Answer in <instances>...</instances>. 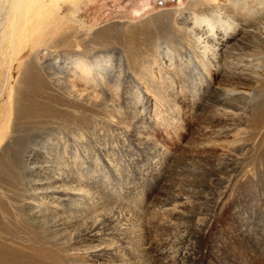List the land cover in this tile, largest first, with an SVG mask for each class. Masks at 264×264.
Segmentation results:
<instances>
[{"label": "rangeland", "instance_id": "rangeland-1", "mask_svg": "<svg viewBox=\"0 0 264 264\" xmlns=\"http://www.w3.org/2000/svg\"><path fill=\"white\" fill-rule=\"evenodd\" d=\"M44 1L77 24L68 46L58 49L55 69L70 67L76 45L92 64L110 66L101 83L85 88L89 103L61 99L63 89L80 94L84 88L69 73L57 89L44 76L34 79L38 90L45 81L44 92L57 95L48 101L18 83L33 63L32 25L26 43L6 39L0 185L10 199L33 186L51 194L39 214L15 218L5 206L6 258L12 264H264V44L250 52L257 74L230 78L220 60L203 75L191 46L173 34L152 48L142 37L136 44L118 40L127 28L190 0ZM228 37L236 39L231 30ZM172 57L185 66L195 61L184 75L165 67ZM8 70L10 83L1 86ZM19 87L27 105L43 102L35 115L20 112L15 119ZM226 89L241 92L230 108L221 106Z\"/></svg>", "mask_w": 264, "mask_h": 264}, {"label": "bare ground", "instance_id": "bare-ground-1", "mask_svg": "<svg viewBox=\"0 0 264 264\" xmlns=\"http://www.w3.org/2000/svg\"><path fill=\"white\" fill-rule=\"evenodd\" d=\"M51 1L53 2L57 0ZM36 3L40 4H37L38 6H36ZM230 9H232V11ZM229 11L231 12L232 17L228 15ZM208 12H212V14L208 16ZM31 14L32 17L30 18L34 20H30L29 22L28 17ZM33 14H36L35 16L37 19L33 18ZM29 23L33 27L31 29V36L29 37L33 42V51H31L32 53L30 55L33 57V63L25 64V68L22 69L23 72L21 74V79L18 80L19 85L24 87L23 90L27 89L28 92L37 90L42 93L44 92L45 81L41 80L44 82V86H42L43 91L41 92V90H38L39 88L36 87L37 85L35 86L36 82L33 81L34 79H38L40 76H44L43 78L48 79L47 81L50 87L57 89L58 87L62 86L60 79L68 80L66 76L69 73L73 80H76L77 82L79 81L80 84H83L84 88L82 89V92H80V94L78 93L79 90L75 87L69 89V91L68 88L67 90L61 89L62 93H59L63 96L61 99L70 98V100L72 99L76 102L79 101L83 103H89V98H87L89 96V93L85 88H94L97 84L101 83L105 78V73L108 65L110 66V63L109 61H106L105 63L97 66L96 64H92L82 54L78 53L79 48L75 44L77 49H74L75 52H73V59L69 64L70 67H65L66 71L55 69L54 65H51L52 63H57V60H59L58 57L60 55L58 54V49L63 46L67 47L69 44L68 42H70L69 40L72 35L71 33H74V31L77 30L75 28L77 27L76 21H73L68 13L64 14L62 8H59L56 5L51 6V4H46L44 0H0V54L2 53V48L6 44V39H10L9 41H11L14 46L16 43L18 44L20 40H23V43H26L27 39L25 40V33L26 27L27 25H29ZM141 25L142 26L139 29L127 28L126 30H124L126 31L124 34L118 35V40L120 42H122L123 40H129L131 41V44H136L138 40L144 39V41H147V43L149 44V47L152 48L154 46L155 40L163 38L165 36L167 37L169 34H173L172 37H175L176 39L179 38L180 40H186L191 46L196 61L192 58L190 60L193 61H191L187 65H190L195 61L196 64L199 65V70L203 75L207 74L206 67L208 63L212 67H216L220 60H223V62H219L222 65L220 69L223 68L222 70L224 72L230 74L229 76H232L230 78L236 79V76H238L239 74L245 76L244 73L247 72L248 74L251 73V75L255 73L257 74L258 72L256 69L257 67H255L253 63L254 54H251V51H260L259 49L257 50V47H261L264 44V0H190L186 8H179L178 10L172 12L164 11L157 16L148 18ZM169 25H171V28L173 27L172 31L171 28H169ZM74 28L76 30H74ZM239 28L240 32H237ZM229 30H231L236 36V39L234 38L233 41H231L230 39L228 40ZM62 31L63 34H59ZM99 35L101 38L102 34ZM251 44H253V46ZM254 45H256V47ZM14 46L11 47L12 51ZM9 47L10 46H8V48ZM19 63L21 64L18 68L22 66L23 62L19 61ZM156 63L157 62L154 59L153 65H155ZM37 66L38 68H36ZM186 66L181 62L177 64L174 57H172L169 61V64L165 67L169 70H175L180 74H186ZM33 70L38 72L39 75ZM60 75H64V77H61ZM238 78H240V76H238ZM260 79L261 78H259V80ZM69 80L72 81V79ZM7 83H10L9 70L2 78L1 86H5ZM62 83L63 85L66 84L63 81ZM20 88L21 87L16 88L14 99L15 119L18 117V114L20 112H24L25 115L33 114L34 112L35 115V113L39 112L41 103H43L40 101H38L40 103H35L33 101V103L27 105V103L25 102V98H28V96L23 98L25 99V101H22V92L20 91ZM221 93L225 96V99L221 101V106H224L225 108L232 107L233 105L229 100H233V96L236 97L237 94L238 96L241 94V92L234 89H226ZM37 94L38 96L36 97H39L38 92ZM44 94L46 93L44 92ZM48 95L46 96V98L44 96L41 97L47 99L48 101H52L53 98L57 99L55 98L57 95L52 96L51 93H49ZM5 140V137L0 136V144L4 143ZM238 150H240V148ZM5 191L6 190H4L0 185V197L4 199H2L4 203L2 201L1 202L3 204L0 203V219L6 222V225H8L10 221L7 217L8 212L5 208L6 205L9 204L8 207H11V213L15 214V218H20L21 216H24L25 213L27 214V212L33 215L39 214L41 211H44V205H42V202H47L49 199H51L48 198V195H51L47 193L49 191L44 192L36 186L23 190L22 193L17 196V198L13 196L14 199H10V197L5 194ZM85 195H87L89 199H92L94 203V196L88 194ZM4 248L5 246L0 243V264H12V259L9 260L8 258H6ZM10 250L7 251V253L10 252Z\"/></svg>", "mask_w": 264, "mask_h": 264}]
</instances>
